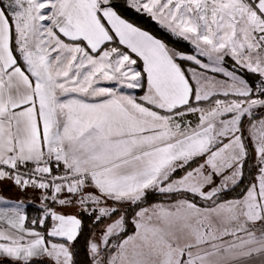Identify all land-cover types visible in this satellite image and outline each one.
Here are the masks:
<instances>
[{"label":"snow or ice","instance_id":"obj_1","mask_svg":"<svg viewBox=\"0 0 264 264\" xmlns=\"http://www.w3.org/2000/svg\"><path fill=\"white\" fill-rule=\"evenodd\" d=\"M0 264H264V0H0Z\"/></svg>","mask_w":264,"mask_h":264},{"label":"trees","instance_id":"obj_2","mask_svg":"<svg viewBox=\"0 0 264 264\" xmlns=\"http://www.w3.org/2000/svg\"><path fill=\"white\" fill-rule=\"evenodd\" d=\"M29 212H31V209H29Z\"/></svg>","mask_w":264,"mask_h":264}]
</instances>
